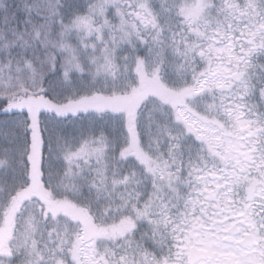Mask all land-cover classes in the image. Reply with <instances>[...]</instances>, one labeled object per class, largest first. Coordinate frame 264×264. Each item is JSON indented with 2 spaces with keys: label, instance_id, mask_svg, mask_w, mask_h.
<instances>
[{
  "label": "snow or ice",
  "instance_id": "1",
  "mask_svg": "<svg viewBox=\"0 0 264 264\" xmlns=\"http://www.w3.org/2000/svg\"><path fill=\"white\" fill-rule=\"evenodd\" d=\"M0 264H264V0H0Z\"/></svg>",
  "mask_w": 264,
  "mask_h": 264
}]
</instances>
